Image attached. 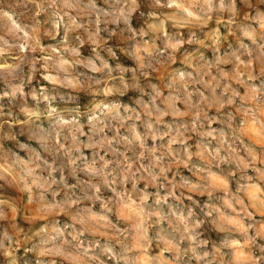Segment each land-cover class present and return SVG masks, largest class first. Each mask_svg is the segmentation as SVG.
Returning <instances> with one entry per match:
<instances>
[{"label":"clouds","instance_id":"obj_1","mask_svg":"<svg viewBox=\"0 0 264 264\" xmlns=\"http://www.w3.org/2000/svg\"><path fill=\"white\" fill-rule=\"evenodd\" d=\"M0 83V264H264V0H0Z\"/></svg>","mask_w":264,"mask_h":264},{"label":"rangeland","instance_id":"obj_2","mask_svg":"<svg viewBox=\"0 0 264 264\" xmlns=\"http://www.w3.org/2000/svg\"><path fill=\"white\" fill-rule=\"evenodd\" d=\"M4 85L2 83H0V88H3ZM4 103H7V101H5Z\"/></svg>","mask_w":264,"mask_h":264}]
</instances>
